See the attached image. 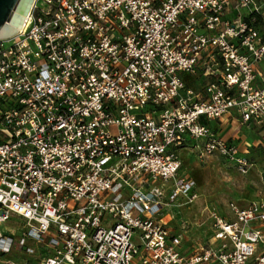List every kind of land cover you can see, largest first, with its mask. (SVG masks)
<instances>
[{
	"label": "built area",
	"instance_id": "built-area-1",
	"mask_svg": "<svg viewBox=\"0 0 264 264\" xmlns=\"http://www.w3.org/2000/svg\"><path fill=\"white\" fill-rule=\"evenodd\" d=\"M263 5L33 0L0 38V225L20 216L21 240L44 253L0 264H264V183L230 203L233 218L210 211L212 240L189 251L167 210L196 196L177 176L189 139L199 156L251 165L205 121L264 126ZM199 66L211 77L202 91L182 76ZM12 242L0 228V251Z\"/></svg>",
	"mask_w": 264,
	"mask_h": 264
},
{
	"label": "rangeland",
	"instance_id": "rangeland-1",
	"mask_svg": "<svg viewBox=\"0 0 264 264\" xmlns=\"http://www.w3.org/2000/svg\"><path fill=\"white\" fill-rule=\"evenodd\" d=\"M219 123V122H218ZM224 125V126H223ZM216 124L222 137L230 140L239 136L238 148H245L251 162L246 172H240L227 156L210 153L199 156V139L188 140L179 152L177 176L192 179L196 196L191 202H182L179 195L178 205H169L167 210L173 213L169 218L171 232H180V245L189 251L197 246H205L212 238L210 211L233 218L230 203L238 207L246 205L250 198L260 195L264 182V138L251 129L241 128L227 119L224 124ZM23 219L10 214L7 221L0 225L2 231L13 239L8 251H0V263L6 259L33 261L44 252L40 244L31 239L21 240ZM215 241V240H214Z\"/></svg>",
	"mask_w": 264,
	"mask_h": 264
},
{
	"label": "crops",
	"instance_id": "crops-1",
	"mask_svg": "<svg viewBox=\"0 0 264 264\" xmlns=\"http://www.w3.org/2000/svg\"><path fill=\"white\" fill-rule=\"evenodd\" d=\"M241 13L242 14H245L246 13V9L242 8L241 10ZM236 14V10L234 8H232V6H229L226 10H225V13H224V17L226 18H232L234 17V15ZM262 14L264 15V5H263V9H262ZM255 26L256 28L261 31V32H264V20L261 18V16H257L256 17V20H255ZM255 67L258 71H260L261 73L264 74V57L260 60H258L256 63H255ZM183 78L185 79V82L187 85H189L190 87H192L194 90H198V91H202V86L203 84L208 80L210 79L211 77L209 76H206L203 74L202 72V67L199 66L195 73L193 74H190V73H183L182 74ZM227 119H230L231 120V123L232 121L239 127H243V128H247V129H251L253 132H256L259 134V136H263L264 138V126H261V125H257V124H253V123H250L249 125H241L238 120L236 119V116L234 113H228V114H224L222 115L221 117L219 118H212V119H208L206 120L205 122L214 130L219 134L217 128H216V124H224L225 121ZM219 122V123H218ZM224 126V125H223ZM221 136V135H220ZM239 136L240 135H235L234 138L230 139L229 141H232L234 142L237 146H238V143L239 141ZM222 137V136H221ZM225 139H227L226 137H223ZM182 147H180L178 149V152L179 150L181 149ZM238 148V147H237ZM246 149L243 148V149H239L238 148V152L240 154H243L246 156L245 154V151ZM247 157V156H246ZM264 183V182H263ZM254 198V197H253ZM252 199V198H250ZM249 199V200H250ZM248 200V201H249ZM35 260V259H34ZM33 260V261H34Z\"/></svg>",
	"mask_w": 264,
	"mask_h": 264
},
{
	"label": "water",
	"instance_id": "water-1",
	"mask_svg": "<svg viewBox=\"0 0 264 264\" xmlns=\"http://www.w3.org/2000/svg\"><path fill=\"white\" fill-rule=\"evenodd\" d=\"M32 3L33 0H0V38H9L17 32Z\"/></svg>",
	"mask_w": 264,
	"mask_h": 264
},
{
	"label": "bare ground",
	"instance_id": "bare-ground-1",
	"mask_svg": "<svg viewBox=\"0 0 264 264\" xmlns=\"http://www.w3.org/2000/svg\"><path fill=\"white\" fill-rule=\"evenodd\" d=\"M29 11H30V8H29L28 12L23 16V21H22V23H24V21L26 20ZM22 23H21V24H22Z\"/></svg>",
	"mask_w": 264,
	"mask_h": 264
}]
</instances>
